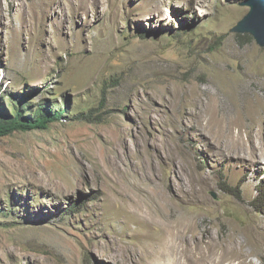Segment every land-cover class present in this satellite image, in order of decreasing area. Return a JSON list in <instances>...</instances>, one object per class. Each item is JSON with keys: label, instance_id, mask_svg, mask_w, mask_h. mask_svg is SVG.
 <instances>
[{"label": "rangeland", "instance_id": "1", "mask_svg": "<svg viewBox=\"0 0 264 264\" xmlns=\"http://www.w3.org/2000/svg\"><path fill=\"white\" fill-rule=\"evenodd\" d=\"M248 1L0 0V111L65 109L0 138V264H156L170 222L129 217L162 195L211 264L264 242V46L231 31Z\"/></svg>", "mask_w": 264, "mask_h": 264}, {"label": "bare ground", "instance_id": "2", "mask_svg": "<svg viewBox=\"0 0 264 264\" xmlns=\"http://www.w3.org/2000/svg\"><path fill=\"white\" fill-rule=\"evenodd\" d=\"M160 198L161 201L158 204L159 205L158 207L156 208L153 207L150 208L149 210L143 209L139 211V213H136L133 216L129 217V219H131L132 221L135 219L134 217H138L139 222L142 220L144 223H148L151 217H156L161 214L163 217L162 219H164L167 222H170L169 224L170 228L166 230L165 236H163V240L160 243L168 247H171L172 252L168 251L166 253H163L162 248H160L159 246H151V248L154 249V253L157 254L156 264H194L195 260L198 262V264H211L207 253L208 245L207 242L205 241V238H201L202 243L206 245L202 244V250L200 252H195L194 248L191 246V243H189L187 239L188 233L192 230L194 226L193 217L188 212H181L180 210L177 209L176 211H174L175 217L169 218L170 215L168 216L167 211L170 210L169 209L170 199L169 197L166 198L165 195L160 196ZM124 223L127 222L125 221ZM120 228L122 227L120 226ZM126 228L127 227H125L124 230H126ZM129 232H131L130 235L128 234L131 239H135L137 236L138 237L141 236L140 238L142 239L143 237L146 242L148 241L149 243L150 241V237H151L150 234L140 235L138 234V230L126 231V233ZM250 241L251 244L246 240L245 246H248L247 249L244 248L245 246L241 245V247L237 249L229 250L228 254L225 255L221 254L218 257L216 256L212 260V263L232 264L234 262H237L235 264H255L252 260L251 261L249 260V257L251 254H254V252L262 251L264 249V242L260 234L257 232H254ZM122 242L125 245L121 246L120 250L129 253L137 252L133 240H131L130 242L128 241H122ZM196 253H198V255Z\"/></svg>", "mask_w": 264, "mask_h": 264}, {"label": "trees", "instance_id": "3", "mask_svg": "<svg viewBox=\"0 0 264 264\" xmlns=\"http://www.w3.org/2000/svg\"><path fill=\"white\" fill-rule=\"evenodd\" d=\"M64 114L65 109L52 113L51 109L46 107L43 113L37 117L24 116L19 110L15 116L8 118L5 113L0 111V138L17 130L47 129L51 122L60 119Z\"/></svg>", "mask_w": 264, "mask_h": 264}, {"label": "water", "instance_id": "4", "mask_svg": "<svg viewBox=\"0 0 264 264\" xmlns=\"http://www.w3.org/2000/svg\"><path fill=\"white\" fill-rule=\"evenodd\" d=\"M249 13L231 30L237 33H250L264 46V0H249Z\"/></svg>", "mask_w": 264, "mask_h": 264}]
</instances>
